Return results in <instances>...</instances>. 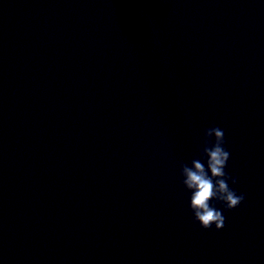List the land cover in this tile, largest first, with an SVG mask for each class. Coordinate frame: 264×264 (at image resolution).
<instances>
[{
    "label": "clouds",
    "instance_id": "1",
    "mask_svg": "<svg viewBox=\"0 0 264 264\" xmlns=\"http://www.w3.org/2000/svg\"><path fill=\"white\" fill-rule=\"evenodd\" d=\"M224 132L219 127L204 132L201 158L193 159L191 166L180 164L181 183L191 193L189 209L193 219L202 229L217 231L225 225L222 211L213 206L212 201L222 203L225 210H234L244 201L243 194H237L229 187L228 181L237 183L236 178L225 172L230 153L224 147ZM206 158V162L202 160Z\"/></svg>",
    "mask_w": 264,
    "mask_h": 264
}]
</instances>
